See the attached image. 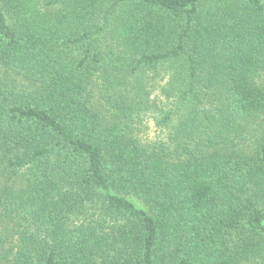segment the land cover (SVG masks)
Returning <instances> with one entry per match:
<instances>
[{
  "label": "trees",
  "instance_id": "16d2710c",
  "mask_svg": "<svg viewBox=\"0 0 264 264\" xmlns=\"http://www.w3.org/2000/svg\"><path fill=\"white\" fill-rule=\"evenodd\" d=\"M0 264H264V0H0Z\"/></svg>",
  "mask_w": 264,
  "mask_h": 264
},
{
  "label": "rangeland",
  "instance_id": "374dc122",
  "mask_svg": "<svg viewBox=\"0 0 264 264\" xmlns=\"http://www.w3.org/2000/svg\"><path fill=\"white\" fill-rule=\"evenodd\" d=\"M150 136H154V128L151 127Z\"/></svg>",
  "mask_w": 264,
  "mask_h": 264
}]
</instances>
